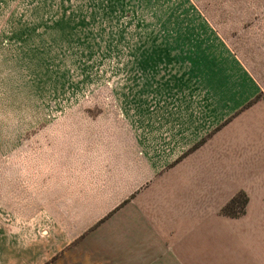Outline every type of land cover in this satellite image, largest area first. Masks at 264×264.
<instances>
[{"label": "rangeland", "instance_id": "374dc122", "mask_svg": "<svg viewBox=\"0 0 264 264\" xmlns=\"http://www.w3.org/2000/svg\"><path fill=\"white\" fill-rule=\"evenodd\" d=\"M195 13L264 74V0H0V264H49L53 215L114 186L98 135L177 71Z\"/></svg>", "mask_w": 264, "mask_h": 264}, {"label": "crops", "instance_id": "0c3cea01", "mask_svg": "<svg viewBox=\"0 0 264 264\" xmlns=\"http://www.w3.org/2000/svg\"><path fill=\"white\" fill-rule=\"evenodd\" d=\"M195 14L177 71L133 92L111 140L98 135L114 186L53 215L49 264H264V74ZM240 192L245 212L221 214Z\"/></svg>", "mask_w": 264, "mask_h": 264}, {"label": "trees", "instance_id": "16d2710c", "mask_svg": "<svg viewBox=\"0 0 264 264\" xmlns=\"http://www.w3.org/2000/svg\"><path fill=\"white\" fill-rule=\"evenodd\" d=\"M239 198L241 201H239ZM247 202V197L244 193L240 192L238 194H236L223 208L222 211L223 213L225 212L226 215L229 216H239L241 214H243L245 212V205ZM239 207V210H237L236 208ZM227 209H229L230 211L227 212Z\"/></svg>", "mask_w": 264, "mask_h": 264}]
</instances>
